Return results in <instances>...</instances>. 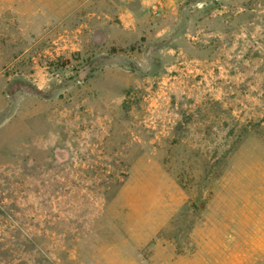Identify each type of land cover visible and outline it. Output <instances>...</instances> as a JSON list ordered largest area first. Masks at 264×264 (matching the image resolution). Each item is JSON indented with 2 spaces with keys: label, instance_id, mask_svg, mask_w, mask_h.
I'll return each instance as SVG.
<instances>
[{
  "label": "rangeland",
  "instance_id": "rangeland-1",
  "mask_svg": "<svg viewBox=\"0 0 264 264\" xmlns=\"http://www.w3.org/2000/svg\"><path fill=\"white\" fill-rule=\"evenodd\" d=\"M0 264H264V0H0Z\"/></svg>",
  "mask_w": 264,
  "mask_h": 264
}]
</instances>
